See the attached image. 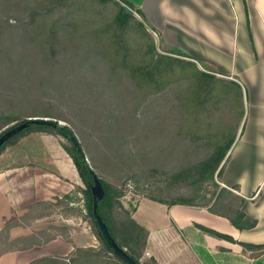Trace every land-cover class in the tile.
I'll return each instance as SVG.
<instances>
[{
    "label": "rangeland",
    "instance_id": "rangeland-1",
    "mask_svg": "<svg viewBox=\"0 0 264 264\" xmlns=\"http://www.w3.org/2000/svg\"><path fill=\"white\" fill-rule=\"evenodd\" d=\"M117 11L118 6L114 2L105 5L98 1L90 3V0H0V49L4 50L0 53V74L14 82L28 79L30 71L34 69L43 75L44 92L40 96L45 102L51 101V105L48 103L45 106L47 109L55 106V111L65 118L61 121L63 126L71 127L81 143L86 144L92 155L97 157V174L120 189V202L124 210L133 212L144 196L171 202L189 197L197 189H200L201 197L197 204L211 206L210 200L217 191L213 184L191 186L188 175L179 182L171 180L183 166H192L210 154L209 149L196 154L189 152L186 147L192 142L186 138L184 129L193 126L205 133L209 130L208 133L212 135L224 134V128H228L232 129L234 136L246 111L245 98L241 106L235 108L237 112L228 107V101L215 108L208 106L204 110L198 109L195 111L198 119L193 122V117L188 118L184 109L187 69L177 65L172 84L165 91L150 96L139 107L141 124L136 131L129 124L122 126L123 138L114 146L118 158H113L116 155L114 152L110 157L107 145L109 137H113L112 115L123 112L119 109L122 107L117 93L123 89L133 92L135 87L124 71L118 75L122 67L113 71L114 74L110 72L116 60L98 54L87 57L85 50L93 39L88 38L89 33L98 28L101 20V24L112 23ZM39 16L44 20H40ZM134 16L135 23H143L145 27L141 29L136 24L126 30L125 38L137 41L133 42L132 47L141 48L146 44L148 35L153 39L157 53L171 55L159 43L157 33L147 26L144 19L136 13ZM33 17L37 18L35 22ZM51 27L57 30L61 41L49 45L46 41H50L48 31ZM29 38L34 39L31 48L43 50L42 46H45L49 51L57 50L58 55L48 58L43 54H33L34 59L23 64L25 73L17 70L14 74H7L8 61L20 59L19 53L26 47ZM68 57L71 60L66 70ZM136 57L141 64L149 58L143 52ZM207 84L208 92H211L215 85ZM11 93L12 89L7 83L0 84V105ZM41 105L40 110L45 111ZM125 105L123 102L122 106ZM131 106L127 103V107ZM87 109L94 111L91 119ZM18 122L7 125L0 118V134ZM63 145H70L63 137L33 130L0 154V206L10 207L12 211V215L5 219L6 226L0 231V255L33 242L51 240L58 235L74 243L76 249L103 251L104 247L95 236V228L86 208L82 192L86 188ZM88 152L86 150V155ZM171 152L173 154L169 157ZM59 162H66V167L70 166L69 170L75 176L62 173L58 168ZM218 181L216 177L219 185ZM15 194L24 196L25 200L16 202L13 198ZM117 213L120 218L122 211ZM17 228L20 231L29 229L30 238L18 239L17 232H13Z\"/></svg>",
    "mask_w": 264,
    "mask_h": 264
},
{
    "label": "crops",
    "instance_id": "crops-1",
    "mask_svg": "<svg viewBox=\"0 0 264 264\" xmlns=\"http://www.w3.org/2000/svg\"><path fill=\"white\" fill-rule=\"evenodd\" d=\"M124 1L143 13L147 26L170 53L182 52L187 56L182 59L217 82L228 80L242 88L246 111L218 183L243 200L239 210L257 222L254 228L239 230L209 207L170 206L142 197L132 213L148 232L141 261L264 264V0ZM66 166L59 162L58 168L75 176ZM13 198L19 203L25 200L17 194ZM10 215V207L0 206V231ZM13 232L18 239L31 234L29 229ZM75 252V244L58 235L7 251L0 255V264L53 260L64 264Z\"/></svg>",
    "mask_w": 264,
    "mask_h": 264
},
{
    "label": "trees",
    "instance_id": "trees-1",
    "mask_svg": "<svg viewBox=\"0 0 264 264\" xmlns=\"http://www.w3.org/2000/svg\"><path fill=\"white\" fill-rule=\"evenodd\" d=\"M67 1L69 2L70 0H66V2ZM94 1H98L100 4L105 5L110 2H114L118 6V11L116 12V16L114 17V21H112V23L101 24L103 21L101 20V23L98 24V28L95 29V31L89 33L90 37L88 38H93L94 41L92 39L91 45L86 47L85 56H97L98 54L108 56L111 57L112 60H116L114 66H111L110 72L113 73V71H117L122 67L120 72H118V75H122V71H124V75H129V77L132 79L131 84H133L132 86L135 87L133 92L123 89L117 93V100H120L122 107L119 109L123 112L118 115H112L114 120V124L112 126L113 137H109V144L107 145L109 148L110 157L112 156V152L115 153L117 151V148L114 146H117V143H120L123 138L122 126L124 124H129L135 129L134 131H136V128L141 124L138 117L139 107L150 96L165 91L168 86L172 84L173 74L175 73V67L177 65H179L182 69H187L185 74L187 84L185 86L186 91L184 90V109L185 115L188 118L190 116L193 117H190L192 118L193 122L194 119H198L196 117L197 112L195 113L196 110H204L207 109L208 106H214L213 108H215L220 103H224V101H228V107L237 112V109L235 108L241 106L244 97L242 88L239 84L228 80L217 82L213 76L199 71L194 63L187 62L186 60L182 59L187 57L182 52L171 53V55H162L157 53L156 45L153 39L148 35L146 44L141 45V48L134 49L132 47L134 46L133 42L136 43L137 41L130 38L126 39L125 32L129 28L134 27L136 24H138L141 29H144L145 26L140 22L135 23L136 19L134 14H126L125 6L131 8L133 12L138 14L142 19H144L143 13L141 11L134 10L132 5L125 2L124 0H90V3H93ZM76 3L78 4V1H76ZM79 3L85 5V3L81 1ZM46 11L48 10H45L44 12ZM33 18V22H35L37 18ZM39 19L44 20V17L39 16ZM56 31H54L53 27H51V29L48 31V37L50 38V41L47 40V44H56L61 41ZM33 41V38H29L26 47L23 48V50L19 53L20 59H18V61H8L10 66L8 67L9 73L7 74H14V72L17 70L19 73H25L23 64H27L29 60H33V54H35V56L43 54L48 58H54L58 55L57 50L54 49L49 51V49L45 46H42L43 50L31 48L30 44ZM3 52L4 50L0 49V53ZM141 52H143L144 55L146 53V55L149 56L146 63L144 64H141L139 61H137L136 56L140 55ZM70 60L68 57V62L65 61V66L67 67L66 70L68 69ZM42 77L43 75L35 69L30 71V77L28 79L22 80L20 82L9 81L0 74V84L2 85L7 83L12 89L13 93H11L12 95L8 94L3 103L0 105V118H2L5 124L9 125L17 121H19L18 123H21L28 118L35 117L51 118L60 122L65 119L62 115H60L59 111H55V106H50L48 109L45 106L48 103L51 105V101L45 102L41 97L43 96L44 92V81L41 79ZM207 83L212 84V86L213 84L215 85V87L213 86L211 92H208L209 89L207 87ZM89 84L91 86L93 85L91 82ZM222 87L224 89H222ZM141 94L143 96H141ZM217 101L219 102L217 103ZM123 102L126 103L124 107L122 106ZM127 103L131 104L132 106L130 108L127 107ZM209 103H213V105H210ZM39 104L44 106L45 111L40 110ZM86 111L89 119H91L94 111L92 112L90 109H87ZM243 117L244 113L242 114L240 121L243 119ZM72 125L75 129H77V125L75 123L72 122ZM33 130L41 133L59 135L69 142L70 145H63V148L72 159L79 177L86 188L82 191L86 201V208L95 228V236L99 239L104 247L103 251H97L96 249L92 248H78L76 249L75 254H73V256L70 258V262L64 264H125L108 246L94 219V202L90 189V185L94 182L93 173L89 169L87 162L82 157L78 148L66 136L69 133L74 132L71 127L59 126L58 129H54L49 126L33 125L19 135L13 137L2 148H0V154L8 146L14 144L20 137L32 132ZM231 131L232 129L224 128V134L211 135L208 133L209 130L205 133L196 127L193 128V126L191 128L189 127L184 129L186 138L192 142L190 146L186 147L189 152L193 154V152L195 153L199 152L200 150L203 151V149H209L210 154L204 159L194 163L192 166L191 164L190 166H183L182 170L178 172V174L174 175L171 180L173 182H179V180L183 179L184 176L188 175L187 178L191 186L201 187L202 185L213 184V186L217 187V191L213 193V196L210 200L211 206L207 204H197V201L201 199L199 195L200 189H197L195 193L189 197L174 199L171 202L157 200L151 197L148 198L170 206L182 205L193 207H209L211 212L215 214H223V216L228 218L239 230L254 228L257 225V222L247 218L239 210V205L243 202V200H239L237 196L224 188H220L216 183V177H220L222 174L221 165L228 152L231 150L235 140L236 133L233 136ZM81 145L85 152L86 150L89 151L87 158L91 167L93 168V172H95V174L99 177L104 187L105 197L99 202L98 213L108 226L112 237L118 243V245L125 249L128 255L136 262L141 264H156L141 262L146 248L148 232L133 219V212L123 209V206L120 202V199L122 198L120 189L116 188L111 183H108L97 174V157L92 155L89 147L86 144L81 143ZM115 154L116 155H114L113 158L117 159L118 154ZM172 154L173 152L169 154V157H171ZM117 210L122 211L120 218H118L119 213H117ZM107 255L112 256V258L108 257ZM43 264L63 263L58 260H53Z\"/></svg>",
    "mask_w": 264,
    "mask_h": 264
},
{
    "label": "water",
    "instance_id": "water-1",
    "mask_svg": "<svg viewBox=\"0 0 264 264\" xmlns=\"http://www.w3.org/2000/svg\"><path fill=\"white\" fill-rule=\"evenodd\" d=\"M126 8V14L133 13V10L127 6ZM33 125H39V126H49L54 129H58L59 126H63L62 122L51 119V118H45V117H35V118H28L24 122L17 123L7 129L4 133L0 134V148H2L8 141H10L13 137L19 135L23 131L29 129ZM67 138L78 148L79 152L81 153L82 157L85 159V161L88 164L89 169L93 173L94 182L90 185V189L92 192L93 197V215L94 219L105 239L108 246L114 251L115 255L121 259L125 264H141L133 260L125 249L121 248L118 243L114 240L112 237L108 226L103 221L102 217L98 213V207L99 202L102 201L105 197V190L104 187L99 179V177L93 172V168L90 165V162L87 158V155L81 145V141L79 140L78 136L71 132L68 135H66Z\"/></svg>",
    "mask_w": 264,
    "mask_h": 264
}]
</instances>
